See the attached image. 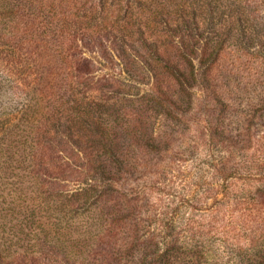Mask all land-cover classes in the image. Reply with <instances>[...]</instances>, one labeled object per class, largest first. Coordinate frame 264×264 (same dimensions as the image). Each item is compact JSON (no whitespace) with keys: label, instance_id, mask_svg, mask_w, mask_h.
<instances>
[{"label":"rangeland","instance_id":"1","mask_svg":"<svg viewBox=\"0 0 264 264\" xmlns=\"http://www.w3.org/2000/svg\"><path fill=\"white\" fill-rule=\"evenodd\" d=\"M46 1V20L38 18L28 32V47L33 53L29 62L10 59L0 46V126L13 127L9 138L17 145L13 148L15 161L21 160L19 155L28 151L30 142L42 147V139L36 143L31 141L35 127L49 129L51 124L59 123L58 118L78 121L83 114L74 109H88L90 112L84 117L90 125L93 120L96 133L87 137L84 153L71 150L64 159L42 155L43 159L34 160L35 165H43L49 175L54 173L51 178L42 175L45 180L42 188L59 186L74 192L77 188L97 185V181L91 182L84 177L86 163L90 158L96 162L97 158L104 160L108 155V152L104 154V148L110 146L115 155L119 154L122 160H129L135 166V180L130 185H119L125 188L128 198L136 199L148 193L153 205L170 210L175 207L178 220L184 223L190 220L195 230L203 231V236L208 232L205 238L212 242L215 253L207 258V264H264V158L253 155L254 148L264 141L261 138L256 143L264 124L263 111L257 114L261 117L255 120L251 129L253 141L243 145L255 96L264 94V69H256L253 63L257 64L258 60L244 49L241 52V33L236 27L242 24L244 0H228L235 2L234 6L238 8L235 15H239V23L229 21L227 13L220 16L224 7L218 9L214 4L208 7L210 14L203 11L202 21L196 19L194 22L200 26L196 32L209 27L203 25V22L207 23L206 17L216 26L213 31L209 29L208 36L205 33L198 35L202 40L209 37L215 45L222 40L218 66L222 76H226L225 84L234 91L241 86L243 91L225 111L230 118L229 129L237 139L232 147L229 146L232 157L228 152H221L220 145L214 148L202 140L200 134L204 133V124L197 120L198 116L183 118L178 123L166 120L160 105L148 94V77L140 83L129 78L123 71V63L116 58L111 42L106 40L105 35L110 31L116 34L115 30L125 29L123 34L130 43L135 35L131 30L137 28L133 23L149 15L143 5L154 7L153 1L137 0L143 5L136 0ZM126 2L129 3L127 8ZM50 3L54 4L49 10ZM260 15L257 13L254 17L260 21ZM70 21L72 25L78 22L79 26L63 25ZM220 33L218 39L216 35ZM19 62L33 72L32 80L26 82L29 87L11 71V66ZM81 64L88 66L79 71L76 68ZM194 95L193 107V99L199 96L201 107L197 111L200 109L199 115L207 113L211 108L207 104L209 97L204 99L198 93ZM89 124L82 132L85 137L90 135ZM182 128L183 133L177 136ZM18 140L19 144L16 143ZM22 159L21 169L12 173L9 183L18 181L16 187L24 190L28 202L37 204L38 195H35L28 172L31 159L24 156ZM69 174L79 178L59 181L60 177ZM161 174L165 180L158 181L149 190L151 180ZM155 197L160 199L158 204ZM43 215L38 214L37 218L38 223L45 225L48 220ZM105 224L102 232L110 227L108 221ZM160 229L158 222L152 223L146 235H156ZM113 244L105 247L112 251Z\"/></svg>","mask_w":264,"mask_h":264},{"label":"trees","instance_id":"2","mask_svg":"<svg viewBox=\"0 0 264 264\" xmlns=\"http://www.w3.org/2000/svg\"><path fill=\"white\" fill-rule=\"evenodd\" d=\"M152 1L154 7L136 0V3L145 6L149 15L133 23L137 28L131 30L135 35L130 43L123 34L125 29L115 30L116 34L110 31L105 35L106 40L111 42L114 54L123 63V71L129 78L132 77L140 83L148 77V94L157 102L154 103L160 105L166 120H175L178 123L183 118L198 116L197 120L204 124V133L200 134L202 140L214 148L220 145V151L228 152L232 157L229 146L232 147L237 139L229 129L230 118L225 111L243 91L241 86L234 91L225 84L226 76H222L218 66L222 40L215 45L209 37L202 40L198 35L205 33L208 36L209 29L213 31L216 26L211 25L212 22L206 17L207 23L203 22V25L209 27L196 32L200 26L194 22L196 19L202 21L203 11L210 14L208 7L214 4L218 9L224 7L220 16L227 13L229 21L239 23L237 20L240 17L235 15V12L238 13L235 2ZM46 2L0 0V46L5 49L4 53L10 59H24L27 63L33 58L28 47L30 38L27 36L38 18L46 20ZM244 2L246 7L242 6V24L236 27L241 33L240 40L238 39L241 52L243 49L249 52L252 58L258 60L253 66L263 70L264 0ZM53 4H49V10ZM55 5L58 7V2ZM124 6L127 8L129 3L126 2ZM119 10L122 12V9ZM257 13L262 14L260 21L254 17ZM71 22L63 25L79 26L78 22L73 25ZM220 36L221 33L216 35L218 39ZM87 66L81 64L76 69L80 71ZM11 67V71L23 84L32 80L30 77L33 72L26 64L19 62ZM26 86L29 87L28 84ZM194 93L204 99L209 97L207 104L211 108L207 113L202 112L199 115L200 109L197 111L201 107L199 96L193 99V107ZM255 100L251 107L254 109H251L247 118V135L243 139V145L253 141L251 129L255 120L261 117H257V114L262 111L264 113V94L255 96ZM74 111L83 114L80 120L75 121L68 117L61 121L58 118L59 123L51 124L49 129L35 127L31 141L36 143L42 139V147L38 148L30 142L28 151L19 155V161L14 158L16 151L13 148L17 145L9 138L13 127L0 126V264H207V258L215 253L212 242L209 243L210 240L205 238L208 232L203 236V231L195 230V225L190 220L187 223L178 220L175 207L170 210L165 207L161 209V205H153L148 193L144 197L128 198L125 188L119 185H130L135 180V166L129 160H122L119 154L115 155L110 146L104 148V154L108 152L104 160L97 158L96 162L90 158L86 163L84 177L91 182L97 181V185L94 183L86 188H77L74 192H68L59 186H48L46 189L41 187L45 181L42 175L51 178L54 173L49 175L44 171V166L35 165L34 160L43 159L44 156L40 157L42 155L64 159L71 150L84 153L86 140L89 139L87 137L96 133L93 120L90 125L84 117L90 111L80 107ZM88 124L91 128L90 135L85 137L82 132ZM182 133L183 128L178 131L177 136ZM260 135L256 143L261 138L264 139V124ZM16 143L19 144V140ZM254 154L264 158V141L254 148ZM22 156L31 159L28 172L31 174L30 182L34 186L35 195H38L37 204L28 202L24 190L16 187L19 185L18 181L9 183L12 173L21 169ZM77 178L79 177L69 174L67 177H60L59 181H75ZM163 180L165 178L161 174L156 180H151L148 189L152 190L158 181ZM157 192L159 193V189ZM155 198L158 204L160 199ZM41 213L48 220L45 225L38 223L37 217ZM107 221L110 227L102 232L101 229L106 227ZM157 222L161 226L159 233L146 235L149 226ZM109 243H114L112 251L105 247Z\"/></svg>","mask_w":264,"mask_h":264}]
</instances>
